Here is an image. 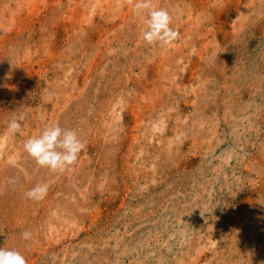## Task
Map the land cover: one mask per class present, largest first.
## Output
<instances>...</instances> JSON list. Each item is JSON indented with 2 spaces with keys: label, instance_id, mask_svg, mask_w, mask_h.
I'll return each instance as SVG.
<instances>
[{
  "label": "rangeland",
  "instance_id": "1",
  "mask_svg": "<svg viewBox=\"0 0 264 264\" xmlns=\"http://www.w3.org/2000/svg\"><path fill=\"white\" fill-rule=\"evenodd\" d=\"M153 4L170 45L135 0H0V247L28 264H264V0ZM57 122L63 172L23 147Z\"/></svg>",
  "mask_w": 264,
  "mask_h": 264
},
{
  "label": "clouds",
  "instance_id": "2",
  "mask_svg": "<svg viewBox=\"0 0 264 264\" xmlns=\"http://www.w3.org/2000/svg\"><path fill=\"white\" fill-rule=\"evenodd\" d=\"M135 11L138 15L146 14L145 30L142 38L148 44L160 43L161 46L170 45L179 38V31L172 26V17L165 8H157L153 0H135ZM21 115L13 119L10 128L19 130ZM24 150L35 159L41 167H47L52 172H63L74 165L79 153L85 145L79 138L76 130L64 129L60 124L54 123L46 126L39 135L30 137L24 142ZM47 184H37L25 192V197L30 200H43L48 193ZM31 231L21 233L25 241L32 238ZM0 264H28L26 257L17 249L0 247Z\"/></svg>",
  "mask_w": 264,
  "mask_h": 264
}]
</instances>
